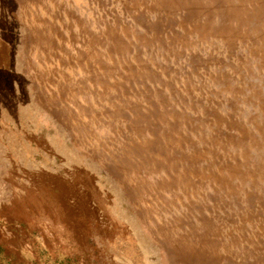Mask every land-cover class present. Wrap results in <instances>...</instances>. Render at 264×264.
<instances>
[{
  "label": "rangeland",
  "instance_id": "obj_1",
  "mask_svg": "<svg viewBox=\"0 0 264 264\" xmlns=\"http://www.w3.org/2000/svg\"><path fill=\"white\" fill-rule=\"evenodd\" d=\"M0 222L29 264H264V0H0Z\"/></svg>",
  "mask_w": 264,
  "mask_h": 264
},
{
  "label": "crops",
  "instance_id": "obj_2",
  "mask_svg": "<svg viewBox=\"0 0 264 264\" xmlns=\"http://www.w3.org/2000/svg\"><path fill=\"white\" fill-rule=\"evenodd\" d=\"M11 228L0 222V264H29L32 249L29 240L23 237L28 235L22 231H12ZM17 233H20V238ZM32 242L36 243L35 240Z\"/></svg>",
  "mask_w": 264,
  "mask_h": 264
}]
</instances>
